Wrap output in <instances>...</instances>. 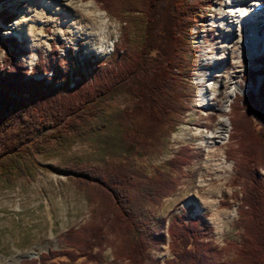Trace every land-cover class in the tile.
<instances>
[{"label":"trees","instance_id":"obj_1","mask_svg":"<svg viewBox=\"0 0 264 264\" xmlns=\"http://www.w3.org/2000/svg\"><path fill=\"white\" fill-rule=\"evenodd\" d=\"M96 1L120 17L122 12H140L144 39L141 43H130L123 31L110 54L91 64L89 74L79 70L73 73V85L69 84L67 70L57 69L54 80L47 81L45 77L27 76L28 68L13 58L3 59L0 62V177L10 180L30 175L37 164L35 152L45 153L48 145L54 151L65 149L86 132H97L95 128H99L89 126L88 120L98 114L99 102L105 96L122 90L133 97V103L122 114H116L114 121L103 122L107 131L118 134L117 137L99 134L104 149L129 153L137 148L160 147L183 121L190 107L193 29L206 20L204 9L211 0ZM0 18L7 23L12 14L3 9ZM1 31L0 28V42ZM6 41L12 50L17 49L14 37ZM147 48L157 50L159 65L152 74L140 72ZM249 71L254 76L262 73L248 66L244 74ZM77 73L79 76L75 78ZM131 75L137 77L128 82ZM261 86L257 91L249 88L242 94L236 93L229 104L228 138L236 142L235 178L242 189L237 206V224L242 233L240 241L233 244V255L225 262L214 259L219 249L206 244L210 227L203 216L196 215L187 221L169 223L172 245L180 248L175 257L167 259V264H264V174L259 172L260 167L264 168V135L255 128L256 119L264 116ZM121 115L135 123L134 133L120 121ZM37 130L39 134L35 136ZM194 157L188 146H182L171 165L180 171ZM66 171L79 187L89 190L95 203L92 218L64 234L68 248L42 251L31 262L58 264L55 258L65 256L67 260L61 264H73L81 255L84 257L81 264H102L109 235H113L116 258L127 259L128 264H143L149 248L158 243L147 207L159 204L173 192L177 178L163 171L150 176L130 163L110 162L92 167L73 160Z\"/></svg>","mask_w":264,"mask_h":264},{"label":"rangeland","instance_id":"obj_2","mask_svg":"<svg viewBox=\"0 0 264 264\" xmlns=\"http://www.w3.org/2000/svg\"><path fill=\"white\" fill-rule=\"evenodd\" d=\"M38 1L0 0V11L4 9L12 14L9 22H0V62L13 58L28 68L27 76L45 77L47 81H53L57 69L67 70L69 84L73 85V73L79 70L84 75L89 74L91 64L110 54L123 31L133 44L141 43L145 37L140 12H122L120 17L103 9L96 0H69L71 4L65 17L54 13L60 22L59 32L58 27L49 22V16L47 19V15L37 9ZM228 1L211 0L204 9L206 20L193 29L192 47H195V51L189 82L190 107L183 121L163 145L149 150L137 148L129 153L104 149L99 134L111 137L118 134L107 131L103 122L114 121L118 116L116 114H122L133 103V97L122 90L105 96L99 102L98 114L88 120L89 126L99 128H95L97 132H86L65 149L54 151L52 145H48L45 153L35 152L37 164L30 175L10 180L0 177V264H33L31 261L42 251L68 248L64 234L92 218L95 203L89 190L79 187L66 171V166L73 160L92 167L110 162L130 163L150 176L163 171L177 178L178 184L173 192L159 204L147 207L146 213L158 243L149 248L148 258L143 264H167V259L175 257L180 245H172L169 223L182 219L187 221L196 215L203 216L210 227L205 241L207 245L219 249L214 259L224 262L230 259L233 244L240 241L242 233L237 224V206L242 189L235 178L238 157L235 155L236 142L228 138L229 104L235 93L242 94L248 88L257 91L260 85L264 87V57L261 53L264 45L263 41L259 45V56L232 58L235 37H231V33L234 30L228 31L221 19L227 12ZM86 4L88 10L84 7ZM38 12L42 14L41 17ZM256 14L259 29L264 32V9ZM18 15H22L26 21L19 22ZM44 15L45 19L42 17ZM31 22L34 23L32 34L28 32ZM243 25L248 30L247 22ZM16 30L20 32L14 33ZM40 34L43 35L42 40ZM10 36L16 39L17 49L12 50L6 41ZM262 39L264 36L260 37ZM52 44L56 47H52ZM58 58L59 62H56ZM157 62V50L147 48L141 59L140 72L152 74L159 65ZM248 66L262 73L254 76V72L249 71L244 74ZM210 71L211 75H208ZM78 76L77 73L75 78ZM136 77L131 75L127 80L132 82ZM62 81H56V84ZM120 121L129 127L130 132L136 131L135 123L130 118L121 115ZM220 122L225 124L222 138L208 142L206 136L218 130ZM255 128L264 135V116L256 119ZM38 134L37 130L35 136ZM182 146H188L195 157L179 171L172 167L171 161ZM50 166H55L57 170ZM259 172L264 174V168L260 167ZM199 200L209 204L200 209ZM115 242V237L109 235L102 264H128L127 259L114 256ZM55 259L58 264L67 260L65 256ZM83 259L79 255L73 264H81Z\"/></svg>","mask_w":264,"mask_h":264},{"label":"bare ground","instance_id":"obj_3","mask_svg":"<svg viewBox=\"0 0 264 264\" xmlns=\"http://www.w3.org/2000/svg\"><path fill=\"white\" fill-rule=\"evenodd\" d=\"M69 2H70L69 0H39L37 9L43 14L47 15L46 17L47 19L49 16V22L56 25L58 27V31L61 32L60 22L57 21L56 17L54 16V13L62 14L65 17V14L69 12V5L71 4V3L69 4ZM84 7L87 9L88 4H86V6ZM226 8H227V12L224 13V16H222L221 19L227 25L228 31L232 32L231 30H234L231 33V37L233 38L235 37V40L233 42L234 47L232 48V53H231L232 58L240 59L243 55H248L249 57H254L258 55L259 45L263 40V39L260 40V37L264 36V32L259 29V24L255 18V14L256 13L258 14L259 11L264 9V0H229L226 4ZM38 14L41 17L42 14H40L39 12ZM45 15L42 16L44 19H45ZM17 20L19 22L26 21L22 15H18ZM245 22H247L248 30L244 29L243 27L244 26L243 24ZM33 24L34 23L31 22L28 28V32L31 34L33 33ZM15 28L18 27L16 26ZM18 32L20 31L18 30L14 31V33H18ZM9 33H12V31H9ZM42 38L43 35L40 34V40H42ZM37 40L39 41V39ZM43 44H47V42L46 43L44 42ZM263 52L264 49L261 53ZM211 72L212 71L208 72V75ZM211 99H213L212 96ZM220 125L221 126L219 127L218 130H215L212 132V134L206 136L208 142L216 141L217 138H222L225 124L224 122H220ZM222 163L223 162H220V164ZM216 165L218 166L219 164ZM210 166L212 165L210 164ZM206 167H209V165H206ZM198 196L200 197V193H198ZM207 204L209 203H206L204 200H199L200 209H202L203 206H207Z\"/></svg>","mask_w":264,"mask_h":264}]
</instances>
